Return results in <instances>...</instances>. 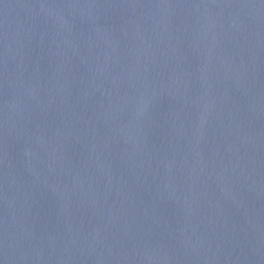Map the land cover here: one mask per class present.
Wrapping results in <instances>:
<instances>
[{
  "label": "water",
  "instance_id": "water-1",
  "mask_svg": "<svg viewBox=\"0 0 264 264\" xmlns=\"http://www.w3.org/2000/svg\"><path fill=\"white\" fill-rule=\"evenodd\" d=\"M0 264H264V0H0Z\"/></svg>",
  "mask_w": 264,
  "mask_h": 264
}]
</instances>
